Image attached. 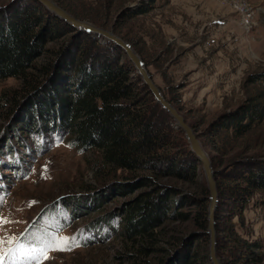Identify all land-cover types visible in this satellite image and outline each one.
Returning <instances> with one entry per match:
<instances>
[{
  "label": "rangeland",
  "instance_id": "obj_1",
  "mask_svg": "<svg viewBox=\"0 0 264 264\" xmlns=\"http://www.w3.org/2000/svg\"><path fill=\"white\" fill-rule=\"evenodd\" d=\"M9 1L0 0V7ZM53 1L77 19L135 44L136 49L130 45L139 51L164 96L172 99L171 103L199 135L210 159L264 156V120L238 137L230 133L215 136L210 129L223 114L238 109L249 98L264 100V79H257L264 73V0ZM143 2L147 12L132 16L123 12ZM244 6L255 12L254 24L249 28H244L240 20L238 9ZM68 37L63 34L49 38L27 72L39 73ZM134 76L132 72L130 77ZM23 80L9 77L0 81V96L4 97L0 107V144L5 137L7 140L0 148V218L9 221L0 224V250L9 247L7 240L11 237L20 243L34 244L37 238L58 235L75 237V243L63 251L49 250L48 258L39 264H162L185 240L197 261L204 259L208 237L197 239L201 230L194 216L200 207L193 203V198L201 199L198 204H202L209 197L200 162L196 163L195 174L186 179L151 170L136 171L148 180L141 184L142 178H136L137 184L125 188L129 182L124 177L126 171L95 168L93 162L99 157L92 150L72 146L65 135L55 132L39 137L42 140L30 141L22 129L23 122L11 129L5 111ZM6 129L8 134L3 137ZM24 140L29 151L22 146ZM10 143L18 146L14 147L17 156L12 155ZM184 147L189 148L188 142ZM218 180L219 177L216 183ZM164 187H173L179 194L171 197L167 217L154 230L152 239L124 237L122 208L132 207L138 197L152 195ZM181 195L191 197L183 207L177 204ZM263 200L259 194L252 199L243 212V224L238 218L233 220L241 237L261 244L260 264H264ZM180 211L184 219H174ZM107 214L111 219L88 224ZM226 224L222 219L215 223L216 235L217 227ZM218 236H222L221 232ZM15 243L14 240L13 246Z\"/></svg>",
  "mask_w": 264,
  "mask_h": 264
},
{
  "label": "trees",
  "instance_id": "obj_2",
  "mask_svg": "<svg viewBox=\"0 0 264 264\" xmlns=\"http://www.w3.org/2000/svg\"><path fill=\"white\" fill-rule=\"evenodd\" d=\"M144 4L134 9L125 8L123 12L127 16L145 13L148 7ZM63 34L69 37L54 51V58L39 73L27 72L40 55L43 44ZM128 42L136 49L133 42ZM132 72L134 78L130 77ZM9 77L24 80L14 92L17 96L12 97V105L5 111L7 124L10 123L12 129L13 125L23 122L22 129L30 141L42 140L39 137L55 132L62 137L65 135L72 146L92 150L99 157L93 162L95 168L105 166L103 168L111 172L126 171L124 177L129 182L125 188L137 184L136 178H142L141 184L148 180L136 171L151 170L178 179L195 174L199 161L184 147L187 140L183 131L174 127L172 117L154 100L124 51L114 43H101L89 32L73 28L36 0H10L0 7V81ZM257 79H264V73ZM3 98L1 95L0 107ZM261 99L249 98L238 109L223 114L219 122L211 125L212 134L230 133L238 137L249 132L264 120V100ZM7 134L6 129L2 135ZM25 140L22 146L29 151ZM6 141L5 137L0 148ZM12 143L9 148L14 149L12 155L17 156L14 147L18 146ZM211 161L216 180L219 177L215 223H220L221 219L227 222L222 228L217 227L222 235L218 233L216 239L221 264H260L261 244L241 237L233 220L238 218L243 224V212L252 199L258 194L264 197V156L237 155L225 160L213 156ZM178 194L177 189L164 187L152 195L138 197L132 207L125 210L123 207V236L128 239L146 236L151 240L154 230L167 217L171 197ZM190 198L181 195L177 204L183 207ZM208 198L205 197L202 204H198L201 199L193 198L194 206L200 207L194 216L201 230L197 239L208 237ZM219 205L225 212L219 210ZM184 216L180 211L175 213L174 219H184ZM109 219L111 216L107 214L88 224ZM187 242L184 240L175 254L163 259L162 264H211L208 253L197 261Z\"/></svg>",
  "mask_w": 264,
  "mask_h": 264
},
{
  "label": "water",
  "instance_id": "obj_3",
  "mask_svg": "<svg viewBox=\"0 0 264 264\" xmlns=\"http://www.w3.org/2000/svg\"><path fill=\"white\" fill-rule=\"evenodd\" d=\"M36 1L43 5L52 14L65 21L67 24L71 25L73 28L89 32L92 37L98 38L101 43L111 42L120 47L134 66L135 73L140 76L142 82L150 90L151 94L154 97V100L161 106L162 109H164V111H166L170 115V117H172L175 127L183 131L184 137L188 142L191 152L201 163V168L204 173L206 187L209 195L206 229V232L208 234V257L211 264H221V261L217 255L216 247L217 235L215 226V214L218 204L217 183L215 180L211 159L206 150L203 148L200 139L198 138L192 126H190L186 122L184 116L177 110V108L166 99L160 87L153 80L141 56L127 41L107 29L97 27L92 25L91 23L77 19L75 16L66 11L53 0ZM130 8L133 9L134 7Z\"/></svg>",
  "mask_w": 264,
  "mask_h": 264
},
{
  "label": "snow or ice",
  "instance_id": "obj_4",
  "mask_svg": "<svg viewBox=\"0 0 264 264\" xmlns=\"http://www.w3.org/2000/svg\"><path fill=\"white\" fill-rule=\"evenodd\" d=\"M6 219L0 218V224L8 223ZM16 241L13 246V241ZM3 243V241H0ZM9 247L0 250V264H39L42 259H47L49 250L63 251L70 248L75 243V237H61L50 235L37 243H20L16 237L8 238Z\"/></svg>",
  "mask_w": 264,
  "mask_h": 264
},
{
  "label": "built area",
  "instance_id": "obj_5",
  "mask_svg": "<svg viewBox=\"0 0 264 264\" xmlns=\"http://www.w3.org/2000/svg\"><path fill=\"white\" fill-rule=\"evenodd\" d=\"M240 11V20L244 28H249L254 24L255 12L249 7L244 6V8H239Z\"/></svg>",
  "mask_w": 264,
  "mask_h": 264
}]
</instances>
